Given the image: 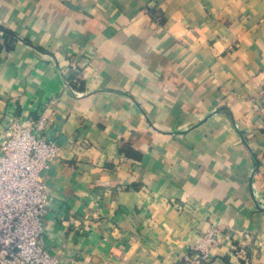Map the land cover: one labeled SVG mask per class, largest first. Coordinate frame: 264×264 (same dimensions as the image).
Listing matches in <instances>:
<instances>
[{"label":"crops","instance_id":"obj_1","mask_svg":"<svg viewBox=\"0 0 264 264\" xmlns=\"http://www.w3.org/2000/svg\"><path fill=\"white\" fill-rule=\"evenodd\" d=\"M11 114L63 151L60 264H190L211 226L201 264H264V0H0Z\"/></svg>","mask_w":264,"mask_h":264},{"label":"built area","instance_id":"obj_2","mask_svg":"<svg viewBox=\"0 0 264 264\" xmlns=\"http://www.w3.org/2000/svg\"><path fill=\"white\" fill-rule=\"evenodd\" d=\"M65 84L76 93L70 81ZM48 124L42 114L24 121L8 118L0 143V264H60L45 245L53 195L42 173L63 156L59 143L43 137ZM222 241V231L211 226L183 260L201 264Z\"/></svg>","mask_w":264,"mask_h":264}]
</instances>
